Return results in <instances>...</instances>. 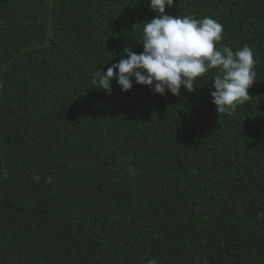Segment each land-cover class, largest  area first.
Masks as SVG:
<instances>
[{"label":"trees","instance_id":"1","mask_svg":"<svg viewBox=\"0 0 264 264\" xmlns=\"http://www.w3.org/2000/svg\"><path fill=\"white\" fill-rule=\"evenodd\" d=\"M166 11L252 49L231 115L211 72L179 97L92 85L143 51L148 0H0V264H264V0Z\"/></svg>","mask_w":264,"mask_h":264},{"label":"clouds","instance_id":"2","mask_svg":"<svg viewBox=\"0 0 264 264\" xmlns=\"http://www.w3.org/2000/svg\"><path fill=\"white\" fill-rule=\"evenodd\" d=\"M148 4L155 15L141 24L139 45L143 51L125 47L118 63L94 74L91 83L96 89L110 94L115 80L124 93L135 83L148 87L154 95L179 97L181 89L194 92L197 79L211 72V103L218 115H231L251 99L249 89L256 82L257 62L248 45L235 51L220 45L223 25L214 18L173 17L166 8H171L174 0H148ZM33 179L40 177L34 174Z\"/></svg>","mask_w":264,"mask_h":264}]
</instances>
